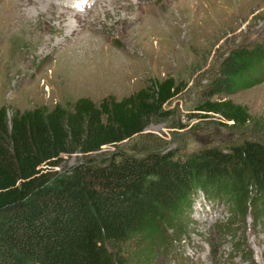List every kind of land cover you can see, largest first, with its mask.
Returning <instances> with one entry per match:
<instances>
[{
	"label": "trees",
	"instance_id": "trees-1",
	"mask_svg": "<svg viewBox=\"0 0 264 264\" xmlns=\"http://www.w3.org/2000/svg\"><path fill=\"white\" fill-rule=\"evenodd\" d=\"M262 83L264 38L226 54L188 117L254 127L259 122L247 107L226 98ZM185 89L168 77L119 101L80 98L23 112L0 107V264H154L174 242L166 244L164 227L180 229L199 193L226 202L232 215L243 218L247 200L264 214L259 139L185 158L156 150L102 153L167 115L164 107ZM78 155L55 171L63 156Z\"/></svg>",
	"mask_w": 264,
	"mask_h": 264
},
{
	"label": "rangeland",
	"instance_id": "rangeland-1",
	"mask_svg": "<svg viewBox=\"0 0 264 264\" xmlns=\"http://www.w3.org/2000/svg\"><path fill=\"white\" fill-rule=\"evenodd\" d=\"M262 38L264 0H0V107L119 101L172 77L186 89L164 107L168 114L103 154L156 150L185 158L245 138L264 142V83L226 98L247 107L254 127L188 117L226 54ZM63 158L55 171L81 157ZM256 207L247 200L242 218L199 193L180 229L164 227L166 244L174 242L154 264H264V214Z\"/></svg>",
	"mask_w": 264,
	"mask_h": 264
},
{
	"label": "bare ground",
	"instance_id": "bare-ground-1",
	"mask_svg": "<svg viewBox=\"0 0 264 264\" xmlns=\"http://www.w3.org/2000/svg\"><path fill=\"white\" fill-rule=\"evenodd\" d=\"M71 2V1H70ZM69 3V2H68ZM70 7V6H69ZM43 8H46L45 6Z\"/></svg>",
	"mask_w": 264,
	"mask_h": 264
}]
</instances>
